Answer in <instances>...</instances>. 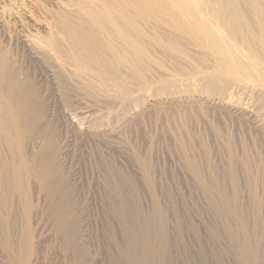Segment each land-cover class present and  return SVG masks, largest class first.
<instances>
[{"label": "rangeland", "instance_id": "obj_1", "mask_svg": "<svg viewBox=\"0 0 264 264\" xmlns=\"http://www.w3.org/2000/svg\"><path fill=\"white\" fill-rule=\"evenodd\" d=\"M156 33L109 96L12 45L35 93L0 113V264H132L148 235L162 264H264L263 84Z\"/></svg>", "mask_w": 264, "mask_h": 264}, {"label": "bare ground", "instance_id": "obj_2", "mask_svg": "<svg viewBox=\"0 0 264 264\" xmlns=\"http://www.w3.org/2000/svg\"><path fill=\"white\" fill-rule=\"evenodd\" d=\"M22 6L20 16H12L19 9L12 6L7 14L2 9L7 19L0 17V113L23 110L35 93L20 44L31 58L55 65L60 80L109 96L126 88L127 71L146 61L150 34H187L199 47L209 43L224 71L264 87V0H26ZM142 248L132 264L169 263L166 246H154L150 235Z\"/></svg>", "mask_w": 264, "mask_h": 264}]
</instances>
